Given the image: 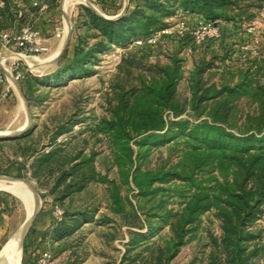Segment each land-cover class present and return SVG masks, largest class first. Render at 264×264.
<instances>
[{
    "label": "rangeland",
    "instance_id": "obj_1",
    "mask_svg": "<svg viewBox=\"0 0 264 264\" xmlns=\"http://www.w3.org/2000/svg\"><path fill=\"white\" fill-rule=\"evenodd\" d=\"M65 2L66 0H58L53 5L65 15L68 26L70 21L74 24L72 40L68 36L63 42L53 39L49 43L51 52L48 55L37 61H22L25 79L18 84L22 90H17L16 86L8 100L0 101V133L13 134L8 139L0 137V176L33 182L42 200V209L24 243L22 264L28 259L25 245L32 237L39 215L46 212L53 218L57 208L63 211L58 222L66 218L67 214L71 217H88L69 239L72 261L77 264H126L125 255L130 250L129 245L134 240L135 233L148 235L150 225L157 222L156 213L152 211L156 202H148V199L141 197L134 184L126 182L115 162L109 139L104 133H97L100 122L112 117L113 108L122 93L121 86L138 84L140 77L156 74L159 68L174 67L177 61L182 72L178 100L187 108L184 117L192 122L198 120L189 107L193 98L192 78L200 68L204 69L202 77L205 83H210L209 87L233 88L243 81H251L253 75L254 79H260L264 84V2L247 0L242 3L241 9L231 13V16H238V22L230 25L231 33L227 38L222 37L221 41L208 40L198 44L191 35L181 38L172 33L163 35L156 48L148 52H142L134 44L129 48L113 45L98 54L100 61L91 67V75L64 77V80L57 83L55 78L59 74L63 75L64 68L70 64L80 43L88 49V44L91 47L101 40L97 37L99 32L90 31L86 27L87 20L85 14L80 15L81 10L90 8L91 3L99 15L113 20L123 15L125 3L129 6L123 11L124 14L138 5L137 0H118V9H113L117 15H113L114 12L106 11L107 4L99 5L94 0H72L66 7ZM58 16L57 20L61 21V14ZM181 16L168 19V27H175ZM190 23L195 24L193 21ZM64 42V52L58 56L62 55L51 61ZM233 105L234 112L228 126L230 132H256L259 127L249 120L250 117L258 119L259 103L251 97L243 96L236 99ZM206 117L201 120H206ZM72 122L80 124L59 136L58 143L61 142L72 156L82 153L84 159L88 160L85 163L82 161L79 167V180L82 182L84 178L86 186L82 191H77L76 184L72 191L66 192L64 185L56 187L55 177L36 178L34 168L43 154L58 147L53 139L61 126ZM28 135L31 137L18 142L20 137ZM133 148L139 151L136 144H133ZM182 148V145L175 143L153 148L138 165L143 170L163 166L169 168L180 161ZM93 153L96 155L92 157ZM135 168H132L131 174ZM20 173L21 177H18ZM115 189L120 191L126 202V209L122 212L116 211L113 198ZM2 202L8 204L3 206ZM169 204L171 208L180 207L176 197ZM0 213H6L11 218L8 230L1 240V251L26 221L28 212L20 197L0 189ZM71 217L68 216L67 220ZM251 230L255 233V239L247 246L249 252L257 251L253 264H264V215ZM162 234L164 239L168 238L169 227L164 228ZM222 234L219 219L214 213L206 214L191 237L192 240L182 247L172 264H212L211 256L217 249L216 242H221ZM139 250L144 249L142 247ZM220 262L226 264L223 256ZM49 264H52V259Z\"/></svg>",
    "mask_w": 264,
    "mask_h": 264
},
{
    "label": "trees",
    "instance_id": "obj_2",
    "mask_svg": "<svg viewBox=\"0 0 264 264\" xmlns=\"http://www.w3.org/2000/svg\"><path fill=\"white\" fill-rule=\"evenodd\" d=\"M117 1L97 0L99 5L107 4V12L118 9ZM137 1L135 9H128L125 15L113 20L91 8L83 9L86 27L99 32L97 37L101 40L91 47L88 44V49L80 43L63 75L55 78L57 83L64 77L91 75V67L100 61L99 53L113 45L129 48L137 40L168 28L166 21L176 15L184 16L189 22H220L222 39L227 38L232 31L230 25L238 22V16L231 13L241 9L240 5L247 0ZM137 48L148 52L156 46L146 44ZM203 71L200 68L192 78L193 98L189 107L198 117L196 122L184 117L187 108L178 100L182 72L177 61L174 67L159 68L156 74L140 77L138 84L121 86L122 93L112 117L98 126L97 133H104L109 139L115 162L126 182L134 184L142 198L156 202L152 211L156 213L157 222L150 225V234L135 233L125 255L126 264H172L208 213H214L219 219L223 232L211 256L212 264L215 261L224 264L220 262L222 256L226 264H253L257 255V251L249 252L247 244L255 239L251 228L264 215V84L253 75L251 81H243L233 88L209 87L210 83H205L202 77ZM243 96L259 103L258 119L250 117L249 120L259 129L235 134L228 128L230 116L234 112L233 102ZM204 117L206 120H201ZM78 124L80 122L61 126L53 139L58 147L43 154L34 168L36 178L55 177L56 187L64 185L66 192L72 191L76 184L77 191L86 186L84 178L82 182L79 180V167L82 161L88 160L82 153L72 156L61 142L58 143L59 136ZM29 137L31 135L22 136L18 142ZM170 143L183 147L177 164L154 170H143L138 165L151 149ZM133 144L139 151L134 150ZM174 197L180 203L179 208L170 207ZM113 198L116 211H124L126 202L118 189ZM67 217L61 222L56 215L52 219L56 241L70 247L69 239L88 217L75 215L70 220ZM166 227L170 234L164 239L162 230ZM142 247L144 250H139ZM25 251L27 253V244ZM68 264L77 263L70 259Z\"/></svg>",
    "mask_w": 264,
    "mask_h": 264
},
{
    "label": "built area",
    "instance_id": "obj_3",
    "mask_svg": "<svg viewBox=\"0 0 264 264\" xmlns=\"http://www.w3.org/2000/svg\"><path fill=\"white\" fill-rule=\"evenodd\" d=\"M52 2L54 0H42V3L40 0H34V6L45 9ZM6 7L7 2L0 0V23L2 22L1 11L6 9ZM71 29L72 25L68 26L67 22H64L56 29L55 38L63 42ZM172 33L177 34L181 38L191 35L198 44L222 38L220 22L200 20L195 22V24H191L184 16H181L175 27H168L162 31L155 32L146 39L137 40L134 45L143 46L147 44L156 46L163 35ZM50 52L51 47L48 40L38 29L27 26L14 35L7 32L2 33L0 35V101L8 100L15 91L16 86L25 79L22 61H37ZM56 216L58 221L61 220L63 211L57 208ZM50 259L49 252H45L40 263L49 264Z\"/></svg>",
    "mask_w": 264,
    "mask_h": 264
},
{
    "label": "crops",
    "instance_id": "obj_4",
    "mask_svg": "<svg viewBox=\"0 0 264 264\" xmlns=\"http://www.w3.org/2000/svg\"><path fill=\"white\" fill-rule=\"evenodd\" d=\"M5 1L7 2V7L1 11L2 22L0 23V35L5 32L14 35L19 33L22 28L29 26L40 30L50 43L53 39H56V29L66 22L65 15L59 8L53 5L55 2H58V0H54V2L45 9L34 6V0ZM94 1L97 2V0ZM40 2L42 3V0H40ZM127 6L129 5L125 3L124 10H126ZM124 10H122L123 15L126 14L123 13ZM109 12L112 13L114 10ZM79 13H81V16L85 14L83 10ZM59 14L62 16L61 21L57 20ZM113 15H117V13L114 12ZM222 23L224 24V22ZM70 24H72V29L68 35L70 34L69 40H72L74 24L71 21ZM17 90L21 91L22 89L18 86ZM5 204L8 203L2 202L3 206H5ZM10 222V215L0 213V245L2 238L8 230ZM55 237L52 217L48 213L42 212V214L39 215L36 228H34L32 232V237L27 243V251L29 254L26 260L27 264H41L40 258H42L45 252H50L52 264H68L71 259L69 255L70 247H67L64 242H57Z\"/></svg>",
    "mask_w": 264,
    "mask_h": 264
},
{
    "label": "bare ground",
    "instance_id": "obj_5",
    "mask_svg": "<svg viewBox=\"0 0 264 264\" xmlns=\"http://www.w3.org/2000/svg\"><path fill=\"white\" fill-rule=\"evenodd\" d=\"M71 1L72 0H66L65 7L68 6ZM64 47L65 42L50 60H54L63 51ZM10 134L11 133L9 132H1L0 136H6ZM0 189L12 192L20 197L25 203L28 212L26 221L12 235V237L0 251V264H22L23 238L26 232L29 230L35 214L41 210L42 200L36 191L35 184L26 179L0 176Z\"/></svg>",
    "mask_w": 264,
    "mask_h": 264
},
{
    "label": "water",
    "instance_id": "obj_6",
    "mask_svg": "<svg viewBox=\"0 0 264 264\" xmlns=\"http://www.w3.org/2000/svg\"><path fill=\"white\" fill-rule=\"evenodd\" d=\"M89 5H90V8H92L93 10H95V11H97L96 10V8L94 7V5L93 4H91V3H89ZM103 17H105L106 18V16H104V15H102ZM121 16H119L117 19H119ZM107 19H109V18H107ZM70 35V34H69ZM68 35V37H70ZM69 39V38H68ZM63 52H64V50H63ZM62 52V53H63ZM62 55V54H61ZM60 55V56H61ZM59 56V57H60ZM10 135H13V134H10ZM10 135H6V136H0L2 139H8V138H10L9 136ZM42 209V208H41ZM41 211V210H40ZM40 211L38 212V213H36L35 214V216H34V218H33V222L35 221V219H36V217L38 216V214L40 213ZM33 222H32V224L30 225V227H29V230L26 232V234H25V236H24V238H23V250H24V243H25V240H26V238H27V236H28V234H29V231H30V229H31V227H32V225H33Z\"/></svg>",
    "mask_w": 264,
    "mask_h": 264
}]
</instances>
